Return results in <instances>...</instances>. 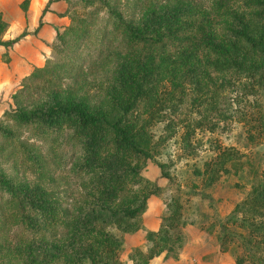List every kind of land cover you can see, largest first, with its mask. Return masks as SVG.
<instances>
[{"label": "rangeland", "instance_id": "1", "mask_svg": "<svg viewBox=\"0 0 264 264\" xmlns=\"http://www.w3.org/2000/svg\"><path fill=\"white\" fill-rule=\"evenodd\" d=\"M109 10L125 22H145L158 29L163 25L146 22L151 11L174 12L178 24L207 28L216 42L236 50L231 41L232 31L239 29L237 19L249 26L254 40L262 38L260 56L243 52L255 70L251 76L216 72L203 61L200 69L183 75L175 59L180 50L167 51L165 70H158L162 76L154 92L145 95L152 99H142L126 115L131 129L152 119L142 136L152 157L139 174L160 188L155 196L164 206L174 201L179 205L180 241L151 258H147L151 243L141 218L137 230L123 232L111 215L114 208L136 204L148 185L129 184L114 200L101 202L91 177L75 174L59 134V142L50 146L7 114L16 106L27 108L42 101L44 93L38 86L30 84L26 89V75L32 67L55 60L57 51L72 43L71 57L84 59L80 58L79 68L61 74V96L116 112L115 99L123 100L130 93L117 76L118 66L125 57L140 56L105 21ZM254 13L244 0H51L49 4L47 0H0V40L18 38L12 45H0V125L12 132L0 136L1 175L13 183L43 187L69 218L94 219L95 227L119 241L110 245L113 253H106L107 261L114 264H250L246 254L264 257V23ZM99 46L102 54L97 52ZM205 51L203 56H208ZM155 79L153 70L149 85ZM30 150L39 154L40 167L29 157ZM136 163L142 164L140 159ZM156 163L162 164L166 177L160 176ZM9 213L0 207V264H25L31 255L41 258L60 239H73L70 229L67 235L38 231L42 218L35 212L26 211L35 227ZM69 244L65 251L70 255ZM103 260L104 256L96 264ZM50 264L64 262L55 258ZM76 264L90 262L84 259Z\"/></svg>", "mask_w": 264, "mask_h": 264}, {"label": "trees", "instance_id": "2", "mask_svg": "<svg viewBox=\"0 0 264 264\" xmlns=\"http://www.w3.org/2000/svg\"><path fill=\"white\" fill-rule=\"evenodd\" d=\"M50 1L47 0V4ZM244 3L247 7L254 9V18L264 23V0H244ZM107 13L105 21L111 24L113 30H119L125 44L132 45L140 56L131 59L125 57L122 60L123 63L118 66L117 76L123 78L122 81L129 86L130 93L123 100L115 99L116 112L110 114L104 109L89 106L83 99H66L61 96L59 90L61 74L65 72V69L79 68L80 58L84 59V57H71L72 43L57 51L55 60L46 61L41 67H32L26 75L28 81L26 89L30 88V84L34 87L38 86V89L44 93L40 96L42 101L27 108L16 106L12 113L7 114L13 118L17 126L30 131L43 142L48 140L50 146L59 142L57 140L59 134L61 147L69 152L70 159L74 162L75 174L91 177L90 183L99 194L98 199L101 202L106 203L108 199L114 200L128 189L129 184L148 185L145 191H141L136 204H125L111 211V215L114 216L113 223L121 231L131 232L140 226L139 220L146 208L147 198L158 195L160 188L139 174L143 163L150 161L152 157L147 142L144 143L142 140L144 128L152 119L146 121L145 125L140 124L136 129H131L125 117L130 110L137 108L142 99H152L151 96L145 95L154 92L156 82L159 81L158 76H162L158 70L162 72L165 70L163 67L166 66L169 57L166 52L180 50V55L175 59L178 60L177 65L182 69L183 75L192 74L200 69L203 61L216 72L251 76V72L255 70L247 63V57L243 52L248 54L254 52L260 56L259 46H262L260 44L262 38L254 40L249 26L237 19L239 29L232 31L231 41L238 47L236 50L232 45L225 47L216 42L207 33V28L195 29L191 27L192 25L178 24L173 19L174 12L162 15V13L157 14L151 11V17H147L146 22L162 24L163 27L159 29L157 26H148L145 22L133 24L125 22L119 13H114L112 10ZM17 39L15 37L0 40V45H12ZM205 50L208 51V56H203ZM101 51L99 46L97 52L102 54ZM153 70L156 79L149 85ZM196 124L200 122L197 121ZM11 134L12 132L6 126L0 125V136L6 137ZM29 157L37 167L41 166L39 154L30 150ZM138 159L142 164L136 163ZM156 165L160 176L166 177L162 164L156 163ZM0 193L5 194V197L0 195V201H2L0 207L9 210L10 215L13 214L21 219V222L25 221L28 226H37L34 219L30 218L31 215L26 213L29 210L42 218V224H39L38 229L42 233L54 235L55 232H60L67 235L70 234L67 232L68 229L74 232L73 239L69 241L67 239L73 254L66 253L68 243L60 239V243H53V247L43 253L41 258H38L36 254L31 255L26 259L25 264H50L55 258L62 260L64 264H76L77 260L84 259H87L90 264H96L102 256L104 260L101 264L116 263L111 259L107 261L106 258L107 252L113 253L111 248L113 242L116 245L119 243L115 236L95 227L94 219L88 216L77 215L69 218L68 211L64 208L59 210L43 187L37 184L28 187L22 183H13L4 178L0 172ZM135 195L132 194V196ZM166 210L167 212L160 217L158 228L155 231H146V239L151 243L147 249V258L161 252H168L170 246L181 239L180 232L177 230L182 224L179 222L178 203L176 201L166 203ZM95 212L97 211L94 210ZM34 223L35 225H32ZM93 234L100 238H96ZM246 257L250 264H264V257L252 254H246Z\"/></svg>", "mask_w": 264, "mask_h": 264}, {"label": "crops", "instance_id": "3", "mask_svg": "<svg viewBox=\"0 0 264 264\" xmlns=\"http://www.w3.org/2000/svg\"><path fill=\"white\" fill-rule=\"evenodd\" d=\"M160 200L158 196L152 195L147 198L146 208L140 217L144 232L155 231L158 228L160 217L165 213V206Z\"/></svg>", "mask_w": 264, "mask_h": 264}]
</instances>
